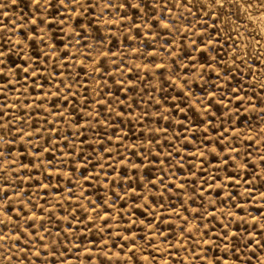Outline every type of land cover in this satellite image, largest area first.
I'll list each match as a JSON object with an SVG mask.
<instances>
[{"label":"rangeland","instance_id":"rangeland-1","mask_svg":"<svg viewBox=\"0 0 264 264\" xmlns=\"http://www.w3.org/2000/svg\"><path fill=\"white\" fill-rule=\"evenodd\" d=\"M0 264H264V0H0Z\"/></svg>","mask_w":264,"mask_h":264},{"label":"snow or ice","instance_id":"snow-or-ice-1","mask_svg":"<svg viewBox=\"0 0 264 264\" xmlns=\"http://www.w3.org/2000/svg\"><path fill=\"white\" fill-rule=\"evenodd\" d=\"M15 2H16V0H13V3H15ZM35 2L37 4H39V0H35ZM61 3H63V0H61ZM3 55H4V52L2 50H0V57H2ZM0 64H3V60L2 59H0Z\"/></svg>","mask_w":264,"mask_h":264}]
</instances>
